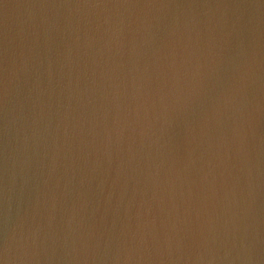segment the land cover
Instances as JSON below:
<instances>
[{
    "label": "water",
    "instance_id": "95a60500",
    "mask_svg": "<svg viewBox=\"0 0 264 264\" xmlns=\"http://www.w3.org/2000/svg\"><path fill=\"white\" fill-rule=\"evenodd\" d=\"M0 264H264V0H0Z\"/></svg>",
    "mask_w": 264,
    "mask_h": 264
}]
</instances>
